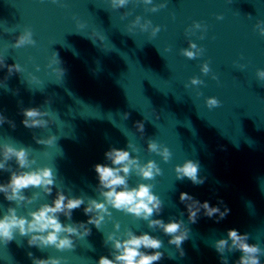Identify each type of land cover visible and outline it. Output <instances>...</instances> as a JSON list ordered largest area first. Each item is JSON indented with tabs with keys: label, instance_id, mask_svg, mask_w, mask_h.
Instances as JSON below:
<instances>
[{
	"label": "clouds",
	"instance_id": "clouds-1",
	"mask_svg": "<svg viewBox=\"0 0 264 264\" xmlns=\"http://www.w3.org/2000/svg\"><path fill=\"white\" fill-rule=\"evenodd\" d=\"M57 3V0H52ZM145 5H152L148 11L156 12L158 9L166 5L161 3L153 5V0H140ZM130 0H110V7L113 10L126 7ZM125 13L124 15H129ZM123 18V17H122ZM217 19H223L218 16ZM140 16H136L128 27L131 33L135 28H139L142 32L150 30L151 36H155L159 31V26L153 27L151 21L144 20ZM84 24L77 21V28H84ZM255 30L260 36L264 37V21L257 20L254 25ZM196 30L206 31V26L199 22H193L190 28L186 30V34H195ZM87 38L95 44L97 39L103 43L105 37L92 33ZM203 39V35L199 37ZM36 41L33 39V33L30 28L24 30L15 37L11 47L21 48L24 46H35ZM203 48L197 46L196 43L189 41L188 48L181 49V54L188 59H195L202 55ZM62 61L57 52H52V58L47 65L58 77L63 78L66 69L61 67ZM58 65V67H53ZM6 67L8 75L13 73H22L24 69L18 64L6 65L4 59H0V68ZM242 69L244 66L239 65ZM37 71L39 68L37 67ZM201 72L207 75L210 68L207 62L201 65ZM32 81H36L35 76H31ZM256 76L258 80L264 81V69H257ZM216 79L215 76L212 77ZM198 78H191L190 84L197 86L202 84ZM188 87V85H185ZM200 95V93H197ZM50 103V101H46ZM220 101L215 97H208L205 104L208 109L220 106ZM23 119L21 124L28 129H44L48 128L54 121L50 117V113L40 108L30 107L21 110ZM129 113H123V118L127 119ZM158 119V117H157ZM8 123L15 128V123L8 120L7 117L0 114V125ZM136 131L143 138L144 124L141 121L135 122ZM37 144L51 146L57 141L55 135H49L47 138H39L33 136ZM128 150L110 147L105 153L104 158L108 163H96L93 169L96 173L98 184L95 191L100 199L82 196H68L63 190L56 188L54 199L50 203L40 204L35 210H30L27 215H18L17 208L31 205L40 198L41 193L45 196H51L53 188L56 187V177L52 168L32 167L35 159L30 158L28 148L24 146L16 147L10 143L0 145V171L9 172V179L5 183H0V194L6 201L14 203L15 207L9 206L4 214L0 216V243L7 245L18 234L21 237H27L29 247H35L43 250L52 247L57 251H74L76 241L84 239L91 235V228L94 226L100 230L106 218L112 219V211L116 210L126 215H131L136 220L147 222V227L153 232L161 231L165 236L170 237L169 245H174L176 251L181 257L184 256L182 244L189 238L190 229L188 224L197 223L201 215L219 223L227 217L230 209L220 198H217L215 205L210 204L208 200L200 201L187 192H180L179 201L185 206L187 213L186 225L184 220L171 218L165 222L159 217L163 210V202L158 195L153 192L154 185L151 183H137L135 186L129 185V178L134 173L141 180H154L157 176L162 175V170L154 160H147L141 163L138 156L132 155L139 149L132 143H128ZM146 150L160 156L164 162H168L171 158V152L168 147L158 144L153 139L147 140ZM10 161H14L16 168L13 169ZM199 162L193 160H185L183 164H177L174 172L177 180L187 178L194 186L202 185L206 177L199 175ZM40 189V192H33L31 196L25 195L28 189ZM83 206V214L88 217L86 221L63 223L60 217L63 216L68 221H72L73 211ZM184 213H181L183 216ZM113 231L105 236V245H110L111 251L109 256H100L96 264H159L164 258V252L160 251L163 241L148 232L136 234L131 229L126 228L121 232V225L118 221L113 223ZM249 234H241L237 229L231 228L227 230L226 236L216 239L212 243L220 259V264H229V253L240 252L241 255L233 264H264L261 257L264 256V248L259 244L248 243ZM28 256L32 260V264H61L60 257L38 258L31 252ZM171 258V257H169Z\"/></svg>",
	"mask_w": 264,
	"mask_h": 264
}]
</instances>
